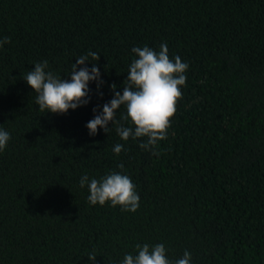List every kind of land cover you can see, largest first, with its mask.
<instances>
[{
	"label": "trees",
	"instance_id": "16d2710c",
	"mask_svg": "<svg viewBox=\"0 0 264 264\" xmlns=\"http://www.w3.org/2000/svg\"><path fill=\"white\" fill-rule=\"evenodd\" d=\"M4 38L0 264H122L145 243L163 244L172 264L185 251L190 264H264V0H0ZM164 43L189 65L167 138L141 149L147 137L123 141L111 122L90 136L110 85L123 94L131 49ZM89 52L99 92L89 82L87 105L40 112L27 72L46 60L70 79ZM111 172L135 185V212L89 203L81 177Z\"/></svg>",
	"mask_w": 264,
	"mask_h": 264
},
{
	"label": "clouds",
	"instance_id": "9594fccd",
	"mask_svg": "<svg viewBox=\"0 0 264 264\" xmlns=\"http://www.w3.org/2000/svg\"><path fill=\"white\" fill-rule=\"evenodd\" d=\"M9 42L10 38L0 40V47ZM131 51L136 58L129 66L123 94L116 91V84L110 85L113 98L103 105L102 112L96 114L97 108H93L94 118L86 124V128L90 136H95L98 129L109 133L115 127L121 140L147 137V141L140 143L139 147L145 150L155 149L159 141L167 138L170 121L176 112L178 101L182 98L181 86L186 83L185 72L189 65L182 62L179 56L174 61L170 59L166 43L160 45L158 52L148 46L133 47ZM89 57L96 62L100 58L99 54L89 52L76 59L69 73L70 79H62L48 70L46 60L34 64V68L23 79L36 93L35 103L40 112L65 114L69 109L87 105L90 102L89 82L95 81L99 92L104 81L96 63H92L91 69L85 66V62L90 61ZM121 106L125 107L126 113L118 120L116 113ZM129 121L131 126H125ZM110 122L112 128L108 127ZM9 140V133L0 129V151L5 149ZM122 150L123 144L120 143L113 148L117 155ZM123 167V164L119 165L120 169ZM79 184L81 188L88 186V201L91 205L103 206L110 202L111 206H120L123 211L129 212H135L139 207L135 185L127 175L111 172L99 179H90L84 175ZM135 248L138 254H126L122 264H172L166 256L163 244L152 247L146 243L137 244ZM87 257L89 261L95 262L97 255L91 253ZM190 261V253L185 251L175 264H190Z\"/></svg>",
	"mask_w": 264,
	"mask_h": 264
}]
</instances>
